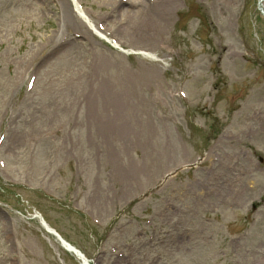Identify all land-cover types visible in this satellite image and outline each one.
<instances>
[{
    "label": "rangeland",
    "instance_id": "374dc122",
    "mask_svg": "<svg viewBox=\"0 0 264 264\" xmlns=\"http://www.w3.org/2000/svg\"><path fill=\"white\" fill-rule=\"evenodd\" d=\"M76 1L0 0V264H264L259 0Z\"/></svg>",
    "mask_w": 264,
    "mask_h": 264
},
{
    "label": "bare ground",
    "instance_id": "6f19581e",
    "mask_svg": "<svg viewBox=\"0 0 264 264\" xmlns=\"http://www.w3.org/2000/svg\"><path fill=\"white\" fill-rule=\"evenodd\" d=\"M75 7V13L79 16V17H81V18H83L84 19V22H86V23H88V25L90 26V27H92V28H94L93 27V25H92V23H90V19L83 13V11H80L79 9H77V7L76 6H74ZM94 30H95V28H94ZM98 33V32H97ZM99 34V33H98ZM100 36H101V34H99ZM116 47H119V46H116ZM44 229H45V227H43ZM48 234H51V233H49V232H47ZM52 235V234H51ZM60 247L64 250V251H66V252H68V253H71L73 256H75L79 261H80V263H82V260H84L83 258H81L80 256H76L75 254H73L71 251H69V250H67L66 248H64L63 246H61L60 245ZM82 259V260H81Z\"/></svg>",
    "mask_w": 264,
    "mask_h": 264
}]
</instances>
